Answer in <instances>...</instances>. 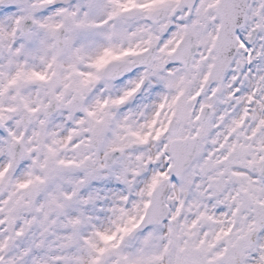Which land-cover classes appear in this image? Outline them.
<instances>
[{"label": "snow or ice", "instance_id": "snow-or-ice-1", "mask_svg": "<svg viewBox=\"0 0 264 264\" xmlns=\"http://www.w3.org/2000/svg\"><path fill=\"white\" fill-rule=\"evenodd\" d=\"M0 264H264V0H0Z\"/></svg>", "mask_w": 264, "mask_h": 264}]
</instances>
